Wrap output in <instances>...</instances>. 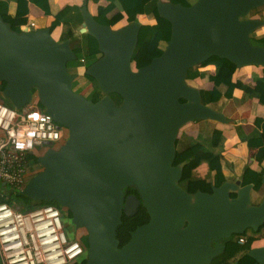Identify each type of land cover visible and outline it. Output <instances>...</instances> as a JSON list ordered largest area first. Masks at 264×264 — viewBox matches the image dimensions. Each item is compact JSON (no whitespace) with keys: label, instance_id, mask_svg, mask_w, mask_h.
I'll return each mask as SVG.
<instances>
[{"label":"water","instance_id":"95a60500","mask_svg":"<svg viewBox=\"0 0 264 264\" xmlns=\"http://www.w3.org/2000/svg\"><path fill=\"white\" fill-rule=\"evenodd\" d=\"M262 4L264 0H194L189 5L158 0L159 15L170 21V36L159 54L133 68L141 21L117 27L99 22L83 0L80 30L97 39L101 52L85 68L105 93L96 101L72 89L75 73L66 62L76 54L68 39L58 41L49 26L15 31L0 14L2 93L19 108L36 86L44 110L66 128L58 148L48 146L37 155L42 167L21 191L35 200L56 199L71 211L74 226L86 229L81 264H209L225 247L215 241L264 224V196L251 203L252 182L226 179L211 184L210 191L191 192L179 184L181 164L173 163L182 125L199 118L228 120L201 101L199 89L186 81L188 67L212 55L227 57L238 67L264 66V45L250 40L264 18L248 15ZM111 91L121 96L119 104ZM126 185L138 190L149 219L119 246L116 227L122 211L131 212L140 200L133 194L125 197ZM247 252L254 258L250 264H264V244Z\"/></svg>","mask_w":264,"mask_h":264},{"label":"trees","instance_id":"16d2710c","mask_svg":"<svg viewBox=\"0 0 264 264\" xmlns=\"http://www.w3.org/2000/svg\"><path fill=\"white\" fill-rule=\"evenodd\" d=\"M86 1V4H88ZM96 1V9L94 14L95 19L99 22L113 24L115 21L127 15L128 21L136 19V15L140 13L153 14L155 21L152 23H142L138 32L137 43L134 47L131 64L133 68L148 63L151 58L159 54L164 47L160 45L161 42H166L170 36L171 25L170 21L159 15L157 10L158 0H103V2ZM173 2H181L182 4L189 5L194 0H171ZM17 6L14 14L8 12V0H0V14L3 19L7 21L10 28L15 31H20L29 22V3L35 4L44 14H52L50 22L46 25L50 27L51 34L57 26H61L60 33L55 37L58 41L68 39L69 45L76 54L75 59L67 60V70L70 73L77 74L76 65L81 61L83 57V63L85 68L95 59H97L101 52L98 49L97 39L86 31H80L76 33L75 29L82 22V13L79 3H66L55 12L51 11L49 0H15ZM261 13L264 12V4L254 7L250 10L249 16H252V12ZM255 15H258L257 13ZM35 28V27H33ZM37 28V27H36ZM256 31V29L254 30ZM250 33V40L254 44L264 45V29L257 30ZM211 64L212 67L208 68L206 65ZM260 72L253 76L250 82L245 83L240 80L233 79V73L238 69V66L227 57H221L218 55H212L208 59L201 63L194 64L188 67L186 72V81L195 78H205L209 84L207 86H196L200 91L201 101L204 104H209L218 100L224 96L227 98L233 97V89L235 87H242L245 92L252 94L257 98V101L264 105V66L257 65ZM85 68L82 75L86 79V83L83 85L86 90L83 92L84 96L90 98L92 101H96L105 93L98 86L97 80L90 74L85 72ZM5 81L0 82V90H2ZM72 89L79 91L80 89ZM31 93L36 91V86L30 88ZM109 95L113 98L116 104L121 102V96L115 91L109 92ZM5 95L0 93V97L3 99ZM181 100H184L181 98ZM5 105L13 107L12 102L6 98ZM39 103V104H38ZM37 105L42 106L38 101ZM227 118L229 116H226ZM231 117H229L230 119ZM231 120V119H230ZM254 125L251 128L246 129L242 123L233 125L235 134L242 140H246L249 146L256 147L254 158L257 161V168H252L245 165L240 177L241 184L252 182L253 188L251 189V203H259L264 196V183L261 181L262 174L264 173V117L255 116ZM64 128V127H63ZM175 138L176 153L173 159V163H179L182 166V174L179 179V184L188 191H195L196 189L211 190V184L219 185L226 179H231L224 174L222 169V148L224 133L220 125H215L212 128L211 135L205 136L200 131H188L180 130ZM66 131V128H64ZM66 137V136H65ZM37 155L33 152L27 154L28 165L30 162L37 161ZM204 159L207 161L208 167L211 170V180H205L204 178H195L191 175V170L196 167L199 162ZM36 171L32 174L38 173ZM31 177H28L27 180ZM125 197L128 195H135L140 200L136 207L131 212L122 211L121 222L116 227V237L118 238V245L124 244L130 237V232L137 225L146 222L149 219V214L146 210V206L141 201L138 190L134 185H126L123 188ZM0 201H6L11 205L19 206L21 209L29 210L35 206L42 204H55L60 209L64 206L60 205L56 199L35 200L23 193L21 189H15L10 186V189L3 192L0 196ZM67 208V207H65ZM68 209V208H67ZM69 215L72 216L71 211L68 209ZM264 224L256 231H259ZM251 229V228H250ZM253 230V229H252ZM254 231V230H253ZM244 235L243 233H232L230 236L221 238V242L225 244L224 249L218 254H224L227 256V261L224 264L232 262V260H238V264H250L254 258L248 254V249L251 247L249 241L246 240L243 243L238 242V237ZM84 247V253L71 261L69 264H81L86 259L87 253V232L76 235ZM220 242V243H221ZM216 254V255H218ZM238 254V257H234ZM215 255V256H216ZM215 256L213 258H215ZM212 258V260H213ZM232 258V259H230ZM230 259V261H228ZM220 264L219 261L216 263Z\"/></svg>","mask_w":264,"mask_h":264},{"label":"built area","instance_id":"2783aa9c","mask_svg":"<svg viewBox=\"0 0 264 264\" xmlns=\"http://www.w3.org/2000/svg\"><path fill=\"white\" fill-rule=\"evenodd\" d=\"M33 25L30 20L24 27ZM4 103L0 100V178L15 189H22L27 181V154H40L45 144L59 147L66 131L36 103L28 112ZM245 240L243 235L238 237L240 243ZM83 253L80 240L67 234L63 212L57 205L48 203L22 210L0 201L3 264H67Z\"/></svg>","mask_w":264,"mask_h":264},{"label":"crops","instance_id":"0c3cea01","mask_svg":"<svg viewBox=\"0 0 264 264\" xmlns=\"http://www.w3.org/2000/svg\"><path fill=\"white\" fill-rule=\"evenodd\" d=\"M82 1L83 0H49V4H50L51 11L55 12L57 9H59L66 3L81 4ZM99 2H103V0H99ZM96 4H97L96 1H93V0L88 1L87 6L92 13L95 12ZM16 6L17 4L15 0H8V12L10 14L15 13ZM28 7H29V11L27 14L29 16V21L30 20L34 21V25L31 28L46 26L50 22L52 18V14H49V15L44 14L43 11L39 9L33 3H29ZM125 17H127V15L124 14L123 17H121L120 19H118L111 25L120 26L124 24L123 19ZM136 17L138 20L141 21V24L142 23H152L155 21V17L153 14L140 13V14H137ZM144 19H147V20H144ZM120 22L121 24L119 25L118 23ZM60 28L61 26H57L53 30L52 33L55 34V37L59 35ZM206 66L208 68L212 67L211 64H208ZM259 72H260L259 67L256 64L242 65V66H239L238 69L235 70V72L233 73V79L248 83L250 82V80H252L253 76L257 75ZM191 80L195 82V86H207L209 84V82L205 78H195ZM224 99H226V106H224V101H225ZM234 99H237L238 104L240 103L242 104L240 109L234 107V104L232 103ZM0 100H2L1 97H0ZM216 103L219 104V108L221 109L214 107ZM220 104H221V107H220ZM210 106H212L216 110L222 111L225 114V116H229V117L235 116V118L232 119L231 121L228 117V120L226 122H223L224 128L220 126L223 129V133H224L221 161H222V169L225 175H227L231 179L240 178L245 165H248L252 168H257V161L254 158L256 147L249 146L246 140L240 139L235 134V131L232 125L237 124V123H242V125L246 129L251 128V126L255 124L254 123L255 116L264 117V105L259 103L255 96H253L250 93L245 92V90L242 87L237 85V87L233 89L232 98H227V97L222 96L218 100L211 102ZM224 110H226V112H229V114L227 115V113ZM219 122H222V121H218V120L211 119V118H199V119L192 120L191 122L192 124L190 128H188V126L187 127L185 126L184 128L185 130H188V131H200L205 136L209 137L211 135L212 128L215 125H219L218 124ZM227 123L231 124V127L225 126L227 125ZM2 132L3 130L0 128V134ZM27 172H28L27 176H29L31 172L29 167H28ZM191 175L195 178H204L205 180L210 181L211 180V170L208 167L207 161L202 159L199 162V164L191 170ZM6 185H9V184L4 182L0 178V196L2 195L3 192L7 191ZM70 235L73 236L72 234ZM0 264H3L1 254H0Z\"/></svg>","mask_w":264,"mask_h":264},{"label":"rangeland","instance_id":"374dc122","mask_svg":"<svg viewBox=\"0 0 264 264\" xmlns=\"http://www.w3.org/2000/svg\"><path fill=\"white\" fill-rule=\"evenodd\" d=\"M251 13V12H250ZM248 14V15H251V14ZM258 14V15H255V14ZM252 16H259V17H261V18H264V12H260V11H258V12H255V11H253L252 12ZM130 18L128 17H125L124 19H123V23H126L128 20H129ZM137 19V18H136ZM144 20H147V19H144ZM119 25L121 24V22L120 23H118ZM80 27H81V24L80 25H78L77 27H76V29H75V31H76V33L77 34H79V32L81 31V30H79L80 29ZM114 27H117V26H114ZM262 29H264V24L263 25H261V26H259L258 28H256V31L257 30H262ZM256 31H254V32H256ZM52 35L53 36H55V34L54 33H52ZM57 37V36H56ZM165 44H166V42H161L160 43V45L162 46V47H164L165 46ZM81 60V59H80ZM77 63H79L78 64V66L76 65V67H75V69H77L76 71H77V74L75 75V77L73 78V80H72V84H71V86H73L75 89H80L79 90V92H84L85 90H86V88H87V86H88V84L85 86V87H83V85L86 83V79L84 78V76L82 75V72H83V70H84V68H85V66H84V63H83V60H81V61H77ZM201 63V62H200ZM189 84H191V85H194L195 86V82H193V80H191V79H189L188 81H187ZM0 93L2 94V90H0ZM225 101H224V106H226V99H224ZM222 101V100H221ZM37 104L38 103V97H37V93H36V91L35 92H33L32 93V97H31V99H30V101L29 102H27L25 105H23L22 106V109H24V111H26V112H28V111H30L32 108H35L36 107V105H34V104ZM232 103L234 104V107H236V108H238V109H240V107L242 106V104L240 105V104H238V102H237V99H234L233 101H232ZM39 104V103H38ZM41 106V105H40ZM214 107L215 108H219V104H215L214 105ZM220 107H221V104H220ZM41 108L44 110L45 108H44V106L42 105L41 106ZM219 109H221V108H219ZM225 109V108H224ZM225 112H226V110H224ZM227 113V115L229 114V112H226ZM235 118V116L233 117H231L230 119L232 120V119H234ZM230 120V121H231ZM234 121V120H233ZM192 121H189V122H187V123H185L184 125H182L181 126V129L180 130H184L185 128V126L187 127L188 126V128H190L191 127V123ZM220 126H222V128H224L223 126H224V123L223 122H219L218 123ZM225 126H227V127H231V124H228L227 123V125H225ZM233 126V125H232ZM41 165L39 164V162L38 163H36V162H30V164H29V169H30V174H29V176L31 175L32 176V174L33 173H35L36 171H38V170H40L41 169ZM200 168V167H199ZM28 176V177H29ZM6 187H7V190H9L10 189V186L9 185H6ZM231 194L233 195V192H231ZM14 206V205H13ZM14 207H16V205L14 206ZM22 210H24V209H22ZM61 210H62V212H63V220H64V223H65V230H66V232H67V234L68 235H70V234H73L75 237H76V234L77 235H79V234H81L82 232H83V234H85V232H86V229L84 228V227H79V228H76L75 226H74V223H73V221H72V217L69 215V212H68V209L67 208H65V206L63 207V208H61ZM76 233V234H75ZM243 236L246 238L247 237V239H248V241H249V245H251V246H253V245H262V244H264V226L259 230V231H256V230H252V229H250V228H247L244 232H243ZM79 258H81V257H79ZM227 256L226 255H224V254H218V255H216L215 256V258H213V262L212 263H216V261H219V263L220 264H224L226 261H227ZM231 259V258H230ZM230 259L228 260V261H230ZM70 262H68L67 264H69Z\"/></svg>","mask_w":264,"mask_h":264},{"label":"flooded vegetation","instance_id":"af4514ba","mask_svg":"<svg viewBox=\"0 0 264 264\" xmlns=\"http://www.w3.org/2000/svg\"><path fill=\"white\" fill-rule=\"evenodd\" d=\"M6 98H7V97L4 96L2 100L6 101ZM48 146H53L54 148H58V146H54V144H45V145H44L45 149H46ZM221 241H222V240L215 241L214 244H216V243H220ZM221 243H222V242H221ZM234 257H238V254H236V255L233 256L232 258H234ZM232 258H231V259H232ZM232 261H233V260H232Z\"/></svg>","mask_w":264,"mask_h":264},{"label":"bare ground","instance_id":"6f19581e","mask_svg":"<svg viewBox=\"0 0 264 264\" xmlns=\"http://www.w3.org/2000/svg\"><path fill=\"white\" fill-rule=\"evenodd\" d=\"M1 115H3V114H0V117H1Z\"/></svg>","mask_w":264,"mask_h":264}]
</instances>
